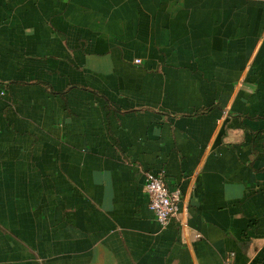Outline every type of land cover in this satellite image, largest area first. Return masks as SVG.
I'll use <instances>...</instances> for the list:
<instances>
[{
  "label": "crops",
  "instance_id": "0c3cea01",
  "mask_svg": "<svg viewBox=\"0 0 264 264\" xmlns=\"http://www.w3.org/2000/svg\"><path fill=\"white\" fill-rule=\"evenodd\" d=\"M0 264H264V0H0Z\"/></svg>",
  "mask_w": 264,
  "mask_h": 264
},
{
  "label": "built area",
  "instance_id": "2783aa9c",
  "mask_svg": "<svg viewBox=\"0 0 264 264\" xmlns=\"http://www.w3.org/2000/svg\"><path fill=\"white\" fill-rule=\"evenodd\" d=\"M139 63V61H135ZM143 190L148 198V208L157 223L164 227L177 215L180 192L170 191L166 183L165 173L145 172Z\"/></svg>",
  "mask_w": 264,
  "mask_h": 264
}]
</instances>
